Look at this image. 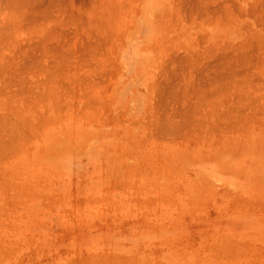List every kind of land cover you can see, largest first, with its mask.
Masks as SVG:
<instances>
[{
    "label": "rangeland",
    "instance_id": "374dc122",
    "mask_svg": "<svg viewBox=\"0 0 264 264\" xmlns=\"http://www.w3.org/2000/svg\"><path fill=\"white\" fill-rule=\"evenodd\" d=\"M193 1L197 0H153L161 16L155 13L148 23L133 15L118 31L122 45L120 38L112 36L111 42L116 45L109 40L115 48L109 44L110 51L102 42L99 52L98 43L92 44L95 37L90 38L95 55H99L97 50L103 52L100 63L85 57L93 52L87 43L83 42L88 48L80 43L85 37L77 40L83 36L76 35L77 26L81 29L86 18L82 11L88 7V0H62L53 4L56 8L32 3L34 10L30 7L29 11L37 10L38 14L27 13L26 26L34 20L36 24H30L34 32L39 20L43 25L48 17L54 21L59 14V19L55 17L58 22L62 24L66 19L65 26L62 24L64 33L57 20V26H52V20L44 26L53 28L52 36L60 38L65 47L66 40L75 41L76 35L77 48L68 43L74 50L66 47L64 52L70 66L66 61L67 67L59 69L57 64L53 70L52 61H47L49 52H41V44L33 39L39 46L31 47L34 51L31 49L28 61L32 64L25 68V73H30L26 75L22 66L10 63L11 72L6 71L5 76L9 80L12 76V82L6 80L9 88L5 90L6 81L0 84V100L5 102L0 106V264H264V58L258 62V53L251 49V59L257 61L251 63L253 68L248 66V56L250 61H233V66L243 64L232 70L231 79L237 85L222 84L219 93L206 89V79L201 77L203 65L211 59L208 54L222 51L217 44L232 41L235 49H226L227 54L237 58L244 54V47L236 45L244 33V23H250L248 41L264 42V0L256 2L257 9L252 10L256 13L243 12H249V17L242 16L239 8L246 0H199L203 8L191 5ZM224 3L229 4L226 9H232L233 19L242 18L239 25L226 23L224 10L215 13ZM62 7L74 16L75 32L73 19L66 18ZM189 8L201 14L190 16L193 11ZM205 12L212 22L216 20L214 24L206 21L209 17ZM80 14L83 22L79 26ZM16 18L3 25L7 33L2 36L10 41V34L15 36L22 28L19 17L15 20L18 22L13 20ZM51 42L48 49L60 52L61 43L57 48L50 47ZM80 47L90 54L86 50L84 55L80 53ZM35 49H40L43 60L51 62L40 63ZM11 50H5L3 56L18 54L16 48ZM107 56H113V61L108 59L111 66ZM40 64L42 71L44 65H49L44 72L54 78L39 74L41 78L36 79ZM116 64L121 66L119 70ZM2 71L1 76L5 73ZM89 90H96L102 97L96 98ZM211 112L218 115L220 126L216 124L209 131L207 119ZM225 116L229 119H221ZM224 123L232 126L233 133L227 132ZM167 129H174L175 134Z\"/></svg>",
    "mask_w": 264,
    "mask_h": 264
},
{
    "label": "bare ground",
    "instance_id": "6f19581e",
    "mask_svg": "<svg viewBox=\"0 0 264 264\" xmlns=\"http://www.w3.org/2000/svg\"><path fill=\"white\" fill-rule=\"evenodd\" d=\"M10 3H9V2ZM6 0V3L8 2V4H6V3H4V2H2L1 0H0V8H1V10H0V46H1V48H3V49H1L0 51H2L1 52V54H0V65H3L2 67H0V70L4 73V75L3 76H1L2 74L0 73V76H1V79H0V84H3L4 85V83H5V81L6 80H8V83L12 80L11 79V77H10V80H9V78L8 77H6L5 75H8L7 73H6V71L7 72H9L10 71V68L8 67L9 66V64L10 63H15L16 62V67H17V65L19 64L20 66H22V68H20V69H22V71L25 73V68L26 69H28L30 66H31V64H32V61L31 62H29L28 60H29V53L31 52V49L34 47V48H36L37 46H39V45H36L38 42L41 44V46H39V47H41L40 49H42L41 50V52L42 51H44V53L45 54H47L48 52V54H47V61H49V59L52 61H50L49 63H50V65L52 66L53 65V67H52V69L54 70V67H55V65L57 66V64H58V67H59V69H60V67L62 66V65H65V63H66V61H67V65H69L68 64V60H69V57L66 55V57H65V54H64V52H66V47H67V50H69V51H71V49L73 50V48L71 47L70 49H69V45H68V43L69 44H72V46L74 47L75 45H76V41L77 40H83V39H81V38H84L85 37V39L83 40V41H79L80 43H82V45H86V44H83V42L84 43H87L88 45H89V43H91V41H93V40H91L90 38H94V39H96V40H94L93 42H92V44H94V42L97 44L98 43V45L96 46L97 47V49L99 50V52H101L100 50H102V49H100V45H102L103 43L102 42H104V45H105V47H106V49H107V51H110L109 49V40H110V42L113 40L112 39V36L115 38V37H117V35L119 36L120 35V31H122V29H124V26H125V24L126 23H128V22H130L129 21V19L134 15V17H136V16H141L142 18H145V19H147L148 20V23H150L149 21V17H151V16H153V15H155V13H158V14H156L157 15V17H159V16H161V13H160V15H159V12L158 11H156V10H160L159 9V7H157L156 6V3L157 2H153V0H88V7H87V5L85 6V7H87L86 9L85 8H83L84 9V11H82L83 13V16L84 17H86V18H84V22L82 21L83 20V18H81L80 16H82L81 14L79 15V17L81 18L80 20H79V18H78V20L77 21H79L80 23L78 24L79 26H80V24H81V22H83V24H82V26H81V29L77 26V28H76V35H77V37H78V35H80V34H82V36L83 37H78V39H77V37H75L76 35H73V37L75 38V41H71L70 40V42H68L67 43V40H66V47L65 46H63L62 45V43L61 42H59V39L57 38V37H55L54 35V32H52L51 30H53V31H55L53 28L49 31L48 29H46V27L44 26L47 22L46 21H51L52 20V17L50 16V17H48V15H47V13H45L46 15H47V17L49 18V19H47L44 23H43V25H42V20H39V22L41 23H39V25L41 26H39V25H36V27H35V25H34V28H35V30H34V32L32 31V30H30V24L31 23H33L34 22V20L32 21L31 19L32 18H34V17H31V23L28 25V26H26V24L25 23H27V22H25V21H27V13H29L30 11H31V14H33L34 16L36 15L35 13H37L36 11L37 10H35L34 12H33V10H34V8H32V3H36V2H40V3H42V4H44V3H46V4H48V6H52V7H54V3H57V2H60V1H62V0ZM197 1H198V3H197ZM196 2L195 1H193L192 3H191V5H200L199 7L200 8H203L202 6V2L201 1H199V0H197ZM258 0H254L253 2L251 1V2H249L248 0H246L245 2H243L242 3V5L243 6H241V7H239L240 5H238V7L242 10V13L243 12H245V11H249L250 10V12H251V14H253V13H256V12H253L252 10L255 8V9H257V5H256V2H257ZM260 2H261V0H259ZM238 2V1H237ZM12 3V4H11ZM258 3V2H257ZM2 4V5H1ZM7 6V7H2V6ZM30 4H31V6H30ZM179 4V3H178ZM238 4H239V2H238ZM10 5H11V7H10ZM180 5H182V4H180ZM60 6V5H59ZM154 6V7H153ZM9 7V8H8ZM32 8L33 10H30L29 11V8ZM51 7V8H52ZM156 7H157V9H156ZM195 7V6H194ZM197 7V9H198V6H196ZM220 7V8H219ZM229 7V4L227 3V4H221L220 6H218V10L217 11H215V13L216 12H218V14H219V12L221 13V11H223L224 10V12L223 13H225L224 15V17L227 19H225L226 20V23H228V22H230V23H233V24H236V26L237 25H239L240 24V21H242V18L240 19V20H237V17L235 18L234 17V19L232 18V15H233V13H232V9L230 10V8L229 9H226V8H228ZM2 8H4V9H7L8 11H5L4 9H2ZM47 8H49V7H47ZM54 8H56V7H54ZM53 8V9H54ZM63 9L65 8V7H62ZM72 8V7H71ZM192 8V7H191ZM213 8V7H212ZM217 8V7H216ZM58 9H59V7H58ZM67 8H65L64 9V11L66 10ZM80 9V8H79ZM192 9H194V8H192ZM192 9H190L189 8V10L191 11ZM197 9L195 10V13H197L196 11H197ZM2 10H4V11H2ZM39 10H40V8H39ZM62 10V9H61ZM71 10V9H70ZM199 10V9H198ZM214 10V9H213ZM216 10V9H215ZM45 11V10H44ZM44 11H42V12H44ZM47 11V10H46ZM56 11V10H55ZM59 11H60V9H59ZM68 11V10H67ZM80 11V10H79ZM190 11H188V12H190ZM193 11V10H192ZM191 11V12H192ZM200 11V10H199ZM201 11H203L202 9H201ZM256 11V10H255ZM62 12V11H61ZM66 12V11H65ZM65 12H63L64 14H66V18H71V19H73L71 22H72V25L74 26V28H73V31L75 30V18H73L74 16L73 15H71V11H69L70 13V15H68L67 14V12L65 13ZM81 12V11H80ZM80 12H78L77 14H79ZM86 12V13H85ZM207 12V11H206ZM206 12H205V14H206ZM253 12V13H252ZM264 12V11H263ZM193 13H194V11L192 12V14L190 15V13H188L190 16H194L193 15ZM194 13V14H195ZM209 13H211V15H213V13L214 12H210L209 11ZM215 13H214V15H215ZM232 15H231V14ZM258 13L260 14L261 13V11H259L258 10ZM257 13V15L259 16V14ZM30 14V15H31ZM38 14V13H37ZM44 14V15H45ZM88 16H86V15ZM201 14V13H200ZM199 14V15H200ZM208 14V13H207ZM206 14V15H207ZM217 14V13H216ZM244 14L245 13H243V15L242 16H244ZM247 15H248V17H249V12L248 13H246ZM245 14V15H246ZM51 15V14H50ZM156 15H155V17H156ZM195 15H197V14H195ZM199 15H197V16H199ZM210 15V16H211ZM256 15V14H255ZM254 15V16H255ZM73 16V17H72ZM165 15H163L162 17H164ZM209 18L207 19V17H205L207 20V22L208 23H210V21L213 19V18H211V20H210V16L209 15H207ZM241 16V17H242ZM250 16H252V15H250ZM262 16V15H261ZM260 16V17H261ZM15 18V17H19V22H20V24H21V27L22 28H20V32H19V34H16L15 36H13V34H10L13 38L11 39V41L8 39V37L5 39V37H3L2 36V34L3 33H7V32H4L3 30H4V28H3V25L5 24V23H7L8 21H9V19L11 20V18ZM56 18H57V16H55ZM55 17H53V19H55L54 21L52 20L51 22L53 23L52 24V26L56 23V24H58L59 23V25H58V27L60 28V27H62V24L64 23V20H66V19H64V17H63V19H61V20H59V21H62V24H61V22H58V20L57 19H59V14H58V18L56 19ZM61 17V16H60ZM195 17V16H194ZM194 17H191L190 19H192L191 21H193L194 19ZM17 18L16 19H13L14 21L15 20H17ZM51 18V19H50ZM197 18V17H196ZM258 18V17H257ZM264 18V16H262V20H264L263 19ZM88 20L87 22L85 21V20ZM158 19H160V18H158ZM244 19V18H243ZM258 19H260V18H258ZM258 19H256L255 21H257ZM12 20V21H13ZM57 20V21H56ZM225 20H223V21H225ZM245 20V22H247L246 21V19H244ZM261 20V21H262ZM28 21H29V19H28ZM56 21V22H55ZM126 21H128V22H126ZM158 21H160V20H158ZM15 22H18V21H15ZM25 22V23H24ZM55 22V23H54ZM212 22V21H211ZM214 22H216V20H214L213 22H212V24H214ZM217 22H218V19H217ZM259 21H257V23H258ZM35 23V22H34ZM148 23H147V25H148ZM225 23V22H224ZM223 23V24H224ZM260 23V22H259ZM258 23V24H259ZM264 23V21L261 23V24H263ZM36 24V23H35ZM55 24V25H56ZM245 25L244 26H242V28H243V30H244V33L242 32V36H241V40H240V42H236L237 44L236 45H241L242 47H244V54H240V56H238V58L234 55V57L233 56H229L228 54H227V51H226V49H230L231 47H233L234 49H235V45H234V43H232V41L230 42V43H225V42H223L222 44H217V46H216V48L217 47H219L220 46V50L222 49V51L220 52V54H218L217 52H215V53H211V54H208V56H209V58H211L210 60H208V62L206 63V64H204L203 65V67H202V72H201V77L205 80H208V83L209 84H207V81L205 80V82H206V85H208V88H206V89H209L211 92H214V94H215V92H217V91H219L218 90V86H219V89H220V86H222V84H223V86L224 85H226V86H229L230 84H231V86H236L237 84H236V81L234 80V78L233 79H231L232 78V76H234L233 74H234V72L236 71V69L235 68H240V66L241 65H243V64H239L238 66L237 65H234L233 66V61L234 62H236V64H238L239 62H243V61H248L249 59H251V56H252V54H253V52L255 51L256 52V54L258 53V55H257V58H256V60H258V62L261 60L260 59V57L261 58H264V56L262 57V55L264 54L263 53V51H264V48H262V47H264V42L263 43H261V41H263V40H261L260 41V39L259 40H257L258 42H256L255 40V42H251V41H248V38L246 37V34H247V30L249 29L248 27L250 26L248 23H244ZM256 24V23H255ZM25 25V26H24ZM123 25V26H122ZM219 26L221 25L220 24V22H219V24H218ZM249 25V26H248ZM43 26V27H42ZM57 26V25H56ZM63 26H65V23L63 24ZM130 26V25H129ZM144 26V25H143ZM216 26V25H215ZM231 26V25H230ZM248 26V27H247ZM257 26V25H256ZM38 27L40 28V29H38ZM57 27V28H58ZM126 27V26H125ZM231 27H233V25L231 26ZM28 28V29H27ZM122 28V29H121ZM217 28V27H216ZM236 28V27H235ZM235 28H233V29H235ZM239 28V27H238ZM6 29H8V28H6ZM37 29V30H36ZM63 29V27L61 28V30ZM78 29V30H77ZM119 29H121L120 31H119ZM250 29H252L253 30V28L252 27H250ZM30 30V31H29ZM63 30H65V29H63ZM62 30V31H63ZM215 30V29H214ZM230 30V29H229ZM13 31V30H12ZM17 30H15V32H16ZM32 31V32H31ZM59 33H60V29L59 30H57ZM61 31V33H64V31L62 32ZM119 31V32H118ZM212 31V30H211ZM254 31V30H253ZM8 32L10 33V30H8ZM51 32H52V34H54L53 36H52V34H51ZM67 32V31H66ZM69 32V31H68ZM75 32V31H74ZM73 32V33H74ZM116 32H118V33H116ZM214 32V31H213ZM252 32V31H251ZM257 32V31H256ZM11 33H13V32H11ZM60 33V34H61ZM236 33V32H235ZM258 33V32H257ZM229 34V33H228ZM227 34V35H228ZM5 35V34H4ZM7 35V34H6ZM21 35L23 36L22 37V40L20 41L19 40V37H21ZM72 35V34H71ZM70 35V36H71ZM252 35V34H251ZM251 35H250V37H251ZM257 34H255V36H256ZM261 35V34H260ZM264 35V34H263ZM10 36V37H11ZM225 36V35H224ZM258 36V35H257ZM9 37V38H10ZM110 37V38H109ZM249 37V38H250ZM73 38V39H74ZM87 38H89V40H88V42H85L86 41V39ZM117 38H120V44H121V42H122V38H121V36L120 37H117ZM116 38V39H117ZM227 38V37H226ZM236 38H239L240 39V37H237L236 36ZM252 38H254L253 37V35H252ZM256 38V37H255ZM258 38V37H257ZM263 38V37H262ZM33 39H34V41L36 42V40L38 41V42H36V44L34 43V41H33ZM69 39V38H68ZM71 39V38H70ZM77 39V40H76ZM229 39V38H228ZM228 39H226V41L228 42ZM234 39V38H233ZM51 40H53V43L51 42ZM253 40V39H252ZM18 41H20L21 43H18ZM61 41V40H60ZM105 41H106V43H105ZM118 41V40H117ZM152 41H153V39H152ZM23 42V43H22ZM52 43L51 44V46L50 47H53V46H57V48L59 47L58 45H60V43H61V45L63 46H61L60 48L61 49H58V50H60V52L59 51H55L56 49L55 48H52L53 50H54V52L50 49H48V45H49V43ZM57 42V43H56ZM107 42H108V44H107ZM248 42H250V43H248ZM55 43H56V45H55ZM59 43V44H58ZM131 43H134V41L132 42L131 41ZM153 44H154V41L152 42ZM22 44V45H21ZM33 44H35V45H33ZM64 44V43H63ZM111 44H112V42H111ZM110 44V45H111ZM113 44H114V42H113ZM112 44V45H113ZM21 47H20V46ZM31 45H33V46H31ZM78 45V44H77ZM88 45H86V47L88 48ZM111 45V48L113 47ZM115 45L116 44H114V47H115ZM122 45V44H121ZM151 45V44H150ZM219 45V46H218ZM238 45V46H239ZM81 46V45H80ZM90 47L88 48L89 50H90V53H92L93 51H92V49H96L94 46L92 47L91 45H89ZM100 46V47H99ZM151 46H153V45H151ZM214 46V47H215ZM32 47V48H31ZM65 47V48H64ZM76 47V46H75ZM99 47V48H98ZM104 46H102V48H103ZM124 47V46H123ZM154 47V46H153ZM17 49V53L18 54H14V55H16L15 57H19L18 58V60L15 58V57H13L12 55L10 56H6V57H4L3 56V54H4V51L5 50H13V49ZM77 48V47H76ZM81 48V47H80ZM86 48V49H87ZM92 48V49H91ZM263 49V51H262V49ZM5 49V50H4ZM40 49L37 51L36 49V51L37 52H39V54L35 51V53H37L40 57H41V55H42V53H40ZM62 49H64V51L62 50ZM81 49L83 50V51H81ZM80 49V53H82L83 52V55H84V53H85V48L84 47H82ZM112 49H115V48H112ZM149 49H150V47H149ZM232 49V48H231ZM241 49V48H240ZM243 49V48H242ZM250 49V50H249ZM251 49H252V51H251ZM261 49V50H260ZM4 50V51H3ZM11 50V51H12ZM33 51H34V49H32ZM49 50V51H48ZM77 50V49H76ZM89 50H88V52H89ZM98 50H97V52H96V54H99V55H101L100 53H98ZM131 50V49H130ZM129 50V51H130ZM154 50V49H153ZM207 50H208V48H207ZM249 50V51H248ZM260 50V51H259ZM16 51V50H15ZM14 51V52H15ZM32 51V53H34ZM62 51V52H61ZM68 51V52H69ZM74 51V50H73ZM78 51V50H77ZM76 51V52H77ZM96 51V50H95ZM94 51V52H95ZM105 52H107L106 50H104ZM216 51V50H215ZM231 51V50H230ZM13 52V51H12ZM52 54H51V53ZM72 52V51H71ZM87 52V50H86V53H88ZM92 53L91 55H85V57H89V59L90 58H95V59H90V60H96V61H99V63H100V61L101 60H103V58H100L99 57V55H95V53ZM131 52V54H132V50L130 51ZM130 52H128L129 54H130ZM262 53V54H260L259 55V53ZM20 53V54H19ZM61 53V54H60ZM78 53V52H77ZM90 53H88V54H90ZM191 53V52H190ZM6 54V53H5ZM50 54L52 55L51 56V58L49 57L50 56ZM71 54V53H70ZM251 54V55H250ZM19 55V56H18ZM82 55V56H83ZM104 55V54H103ZM113 55V54H112ZM146 55H149V54H146ZM145 55V56H146ZM28 57V59H26L27 57ZM54 56V57H53ZM57 58H56V57ZM70 56V55H69ZM106 56V55H105ZM116 56V58H117V54L115 55ZM150 56V55H149ZM247 56H248V58L249 59H246L247 58ZM26 57V58H25ZM43 57V56H42ZM41 57V58H42ZM46 57V56H45ZM72 57V56H71ZM85 57H83V59H86ZM99 57V58H98ZM108 57H110V58H108ZM31 58V57H30ZM34 58V57H33ZM36 58L37 57H35V60H36ZM39 58V57H38ZM41 58H39V62H40V60H41V62L42 61H46V58H44V60H43V58L41 59ZM61 58V59H60ZM63 58H65L64 60H65V62H63L64 60H63ZM74 58V57H73ZM79 59H82V58H80V56L78 57ZM97 58L98 59H100V60H97ZM112 58H113V56H112ZM111 58V56H107V62L109 63V61H108V59L109 60H111L112 59ZM27 60L30 64H28L27 65V63L25 64L24 63V60ZM53 59H55V60H53ZM75 59V58H74ZM105 59V58H104ZM132 59V58H131ZM17 60V61H16ZM31 60V59H30ZM59 61V63H56V62H58ZM60 60H62V61H60ZM71 60H72V58H71ZM106 60V59H105ZM114 60H115V58H114ZM241 60V61H240ZM38 61V60H37ZM46 61V62H47ZM83 61H85V60H83ZM112 61H113V59H112ZM115 61H118V58L115 60ZM131 61V60H130ZM129 61V62H130ZM182 61V60H181ZM239 61V62H238ZM250 61V60H249ZM3 62H5L6 64H4ZM18 62H20V63H18ZM40 62V63H41ZM61 62V63H60ZM71 62V61H70ZM127 62V61H126ZM129 62H127V63H129ZM253 62V63H252ZM254 62L256 63L257 61H253L252 59H251V61L247 64L248 66H251V68H253V66H255V65H251V63L252 64H254ZM48 63V62H47ZM46 63V64H47ZM48 63V64H49ZM84 63V62H83ZM87 63V62H86ZM95 63V62H94ZM102 63V62H101ZM116 63H118V64H120L119 62H116ZM247 63V62H246ZM245 63V64H246ZM261 63V62H260ZM105 64V63H104ZM111 63H109V65L108 66H111L110 65ZM118 64H116L117 65V67H115L116 65H113L116 69L118 68V70H119V67H121V66H119ZM185 64V63H184ZM200 64V63H199ZM18 65V66H19ZM67 65H65L66 67H67ZM14 67H15V64L13 65ZM33 66V65H32ZM40 66H41V64H40ZM45 66L46 65H44V68H45ZM49 65H47L46 67H48ZM70 66V65H69ZM68 66V67H69ZM72 66H75V64L74 65H72ZM103 66H105V65H103ZM119 66V67H118ZM200 66V65H199ZM235 66H237V67H235ZM247 66V67H248ZM6 67H7V69H6ZM11 67V66H10ZM50 67V66H49ZM91 67V66H90ZM92 67H93V65H92ZM101 67V66H100ZM100 67H98L99 69H100ZM233 67H235L234 68V70H233ZM242 67V66H241ZM257 67V66H256ZM255 67V68H256ZM9 68V69H8ZM18 68V67H17ZM42 68V66L41 67H38V69L40 70ZM44 68H43V71H42V69L40 70V71H38V69H37V72L34 74V75H32V76H34L36 79L37 78H39L41 75H39V74H44V76H46L48 73H46L47 71H46V69L44 70ZM84 68V67H83ZM97 68V67H96ZM97 68V69H98ZM102 68V67H101ZM105 68L106 69H109V68H107L106 66H105ZM172 68H173V66H172ZM19 69V70H20ZM35 69V68H34ZM58 69V70H59ZM88 70H89V68H87ZM92 69V68H91ZM104 69V68H103ZM105 69V70H106ZM110 69H111V67H110ZM244 69V68H243ZM258 69V68H257ZM18 70V71H19ZM50 70L51 69H49V72H50ZM57 70V69H56ZM234 72H233V71ZM250 70V69H249ZM16 71V70H15ZM21 71V70H20ZM27 71H30V70H27ZM44 71H46V72H44ZM73 71V70H72ZM102 71V70H101ZM107 71H109V70H107ZM115 71V70H114ZM11 72V71H10ZM14 72V71H13ZM35 72V71H34ZM41 72H43V73H41ZM65 72H67V70L65 71ZM83 72V71H82ZM96 72V71H95ZM182 72V71H181ZM232 72H233V74H232ZM15 73V72H14ZM28 73H30V72H27V74ZM68 73L70 74L71 72H69L68 71ZM73 73V72H72ZM80 73V72H79ZM88 73V72H87ZM103 73V72H102ZM111 73H113V71L111 72ZM123 73V72H122ZM248 73V72H247ZM26 74V73H25ZM26 74V75H27ZM50 74V76L52 75L51 73H49ZM48 74V75H49ZM55 74V73H54ZM69 74H68V76H69ZM74 74V73H73ZM95 74V73H94ZM108 74H109V72H108ZM115 74H119V72L118 71H116V73ZM190 74H191V72H190ZM231 74H232V76H231ZM263 74H264V69H263ZM11 75H13V74H11ZM15 75V74H14ZM56 75H58V74H56ZM66 75H67V73H66ZM76 75V74H75ZM85 75V74H84ZM88 75V74H87ZM98 75H100V74H98ZM110 75V74H109ZM111 75H113V74H111ZM254 75V74H253ZM55 76V75H54ZM54 76H51V77H53L54 78ZM72 76V75H71ZM91 76V75H90ZM101 76V75H100ZM183 76V75H182ZM190 76V75H189ZM236 76H238V75H236ZM255 76V75H254ZM16 77V76H15ZM28 77V76H27ZM82 77H84V76H82ZM88 77V76H87ZM162 77H164V76H162ZM194 77V76H193ZM19 78V77H18ZM41 78V77H40ZM76 78V77H75ZM91 78V77H90ZM109 78V77H108ZM111 78V77H110ZM2 79H5V80H2ZM17 79V78H16ZM20 79V78H19ZM18 79V80H19ZM46 79V78H45ZM50 78H48V80H49ZM87 79V78H86ZM92 79V78H91ZM90 79V80H91ZM184 79V78H183ZM17 80V81H18ZM28 80V79H27ZM51 80H52V78H51ZM51 80H49L50 82H51ZM68 80H69V78H68ZM88 80V79H87ZM230 80V82H227V81H229ZM234 80V81H233ZM14 81H15V79H14ZM30 81V80H29ZM37 82L39 81L40 82V80H36ZM46 81V83H48L49 84V82H47V80H45ZM53 81V80H52ZM79 81H80V79H79ZM86 81V80H85ZM92 81V80H91ZM94 81V80H93ZM160 81V80H159ZM177 81V80H176ZM226 81V82H225ZM12 82V81H11ZM10 82V83H11ZM21 82H23V80L21 81ZM31 82V81H30ZM43 82V81H42ZM41 82V83H42ZM74 82V81H73ZM81 82V81H80ZM96 82V81H95ZM108 82H109V80H108ZM225 82V83H224ZM233 82V83H232ZM14 83V82H13ZM16 83V82H15ZM14 83V84H15ZM90 83V82H89ZM5 84H7V81H6V83ZM52 84V83H51ZM84 84V83H83ZM86 84H88V83H86ZM91 84V83H90ZM90 84H88V85H90ZM102 84V83H101ZM241 84V83H240ZM2 85V86H3ZM9 84H7L6 86L7 87H4V88H2V89H4L5 90V88L7 89V88H9V86H8ZM12 84H10V86H11ZM31 84H29V86H30ZM36 85H38V84H36ZM69 85H70V83H69ZM72 85V84H71ZM109 85V84H108ZM16 86V85H15ZM32 86V85H31ZM35 86V85H34ZM53 86V85H52ZM83 86H86V85H83ZM91 86V85H90ZM90 86H88V88L90 87ZM241 86V85H240ZM264 86V85H263ZM12 87V86H11ZM39 87V86H38ZM82 87V86H81ZM80 87V88H81ZM93 87V86H92ZM97 87H98V85H97ZM110 87V86H109ZM149 87H151L150 85H149ZM148 87V88H149ZM185 87H187V86H185ZM241 87H243V86H241ZM31 88H33V87H31ZM100 88V87H99ZM111 88V87H110ZM227 88H229V87H227ZM248 88V87H247ZM13 89V88H12ZM19 89V88H18ZM82 89V88H81ZM80 89V90H81ZM92 89V88H91ZM97 89V88H96ZM101 90H102V88H100ZM153 89H154V87H153ZM187 89V88H186ZM232 89H234V87H232ZM1 90V89H0ZM3 90V91H4ZM11 90V89H10ZM20 90V89H19ZM30 90V89H29ZM64 90H66V89H64ZM98 90V89H97ZM107 90V89H106ZM148 90H150V89H148ZM250 90L252 91V88L250 87ZM254 90V89H253ZM16 91V90H15ZM41 91V90H40ZM58 91V90H57ZM67 91V90H66ZM82 91V90H81ZM86 91V90H85ZM88 91V90H87ZM92 91H94V89L92 90ZM110 91V90H109ZM156 91V90H155ZM229 91V90H228ZM232 93H233V90H230ZM245 91V90H244ZM5 92V91H4ZM8 92H9V90H8ZM7 92V93H8ZM33 92V91H32ZM45 92V91H44ZM53 93V89H52V91H50V93ZM89 92H91L90 90H89ZM95 92H97L96 90H95ZM95 92H91L92 94H96ZM240 92V91H239ZM263 92V91H262ZM6 93V92H5ZM16 93H17V91H16ZM57 93V92H56ZM60 93V92H59ZM58 93V94H59ZM81 93H83V92H81ZM90 93V95H92ZM99 93H101V92H99ZM217 93H219V92H217ZM235 93V92H234ZM257 93H259L258 91L256 92V94ZM13 94V93H12ZM18 94V93H17ZM34 94H35V91H34ZM37 94H39V91H38V93ZM44 94V93H43ZM49 94V93H48ZM70 94V93H69ZM87 94V93H86ZM98 94V93H97ZM95 95L96 96V98H98L99 96H101L102 97V95L101 94H99V95ZM246 94V93H245ZM248 94V93H247ZM28 95H29V93H28ZM36 95V94H35ZM40 95V94H39ZM64 95V94H63ZM71 95V94H70ZM85 94H83V96H84ZM89 95V96H90ZM111 95V94H110ZM186 95V94H185ZM254 95V94H253ZM260 95V94H259ZM21 96V95H20ZM38 96V95H37ZM54 96V95H53ZM94 96V97H95ZM105 96H106V94H105ZM108 96V95H107ZM248 96V95H247ZM0 97H2V95L0 96ZM3 97H5V96H3ZM44 97V96H43ZM104 97V96H103ZM262 97V96H261ZM14 98V97H13ZM12 98V99H13ZM47 98V97H46ZM49 98V97H48ZM72 98V97H71ZM90 98V97H89ZM214 98H215V96H214ZM229 98V97H228ZM258 98V97H257ZM18 99V98H17ZM53 99V98H52ZM73 99V98H72ZM107 99H108V97H107ZM111 99H113V98H111ZM111 99H109V101L111 100ZM230 99V98H229ZM249 99V98H248ZM255 99V98H254ZM8 100V99H7ZM11 100V99H10ZM10 100H9V102H10ZM95 100V99H94ZM97 100V99H96ZM95 100V101H96ZM104 100H105V98H104ZM228 100V99H227ZM226 100V101H227ZM4 101V100H3ZM2 100H0V106H2V102H3ZM46 101V100H45ZM93 101V100H92ZM94 101V102H95ZM99 101V100H98ZM229 101V100H228ZM245 101V100H244ZM248 101V100H247ZM44 102V101H43ZM56 102V101H55ZM59 102V101H58ZM78 102V101H77ZM4 103V105H5V102H3ZM16 103H17V101H16ZM251 103H252V101H251ZM217 104V103H216ZM226 104V103H225ZM12 105V104H11ZM18 105V104H17ZM8 106V105H7ZM19 106V105H18ZM225 106V105H224ZM231 106V105H230ZM249 106V105H248ZM247 106V107H248ZM256 106V105H255ZM255 106H252V108L253 107H255ZM9 107H10V105H9ZM2 108V107H1ZM8 108V107H7ZM89 108V107H88ZM205 108V107H204ZM207 108V107H206ZM205 108V109H206ZM231 108V107H230ZM259 108V107H258ZM20 109H21V107H20ZM218 109V108H217ZM228 109V108H227ZM255 109V108H254ZM5 110V109H4ZM11 110H12V108H11ZM212 110V109H211ZM220 110V109H219ZM8 111H9V109H8ZM7 111V112H8ZM21 111V110H20ZM206 111H207V109H206ZM209 111V110H208ZM221 111H223V110H221ZM232 111V110H231ZM10 112V111H9ZM216 111H214V113H215ZM219 112V111H218ZM11 113H14V111L13 112H11ZM16 113V112H15ZM214 113H209V117H208V115H206L207 117H208V119H207V123H209V128H208V130L209 131H211L210 129H213V128H216V124L217 125H219L220 123H219V121L217 122V118H218V115L217 114H214ZM17 114V113H16ZM93 114V113H92ZM208 114V113H207ZM220 114H221V112H220ZM243 114V113H242ZM251 114V113H250ZM7 115V114H6ZM5 115V116H6ZM199 115V114H198ZM226 115V114H225ZM247 115V114H246ZM255 115V114H254ZM264 115V114H263ZM4 116V117H5ZM230 116V115H229ZM229 116H228V118L226 117V118H221V119H229ZM244 116L245 115H243L242 116V118H244ZM257 116V115H256ZM219 117H221V116H219ZM239 117V116H238ZM249 117H250V115H249ZM99 118V117H98ZM216 118V122L215 121H213L212 122V120L213 119H215ZM7 119V118H6ZM239 119V118H238ZM218 120H220V119H218ZM51 122V121H50ZM221 122V121H220ZM225 122V121H224ZM12 123V122H11ZM219 123V124H218ZM223 123V122H222ZM226 123V122H225ZM224 123V124H225ZM8 125V124H7ZM204 125V124H203ZM226 125V124H225ZM232 125V124H231ZM3 126V125H2ZM5 126V125H4ZM3 126V128L4 129H6V127H4ZM205 126V125H204ZM220 126V125H219ZM222 126V125H221ZM241 126V125H240ZM259 126V125H258ZM8 127V126H7ZM9 127H10V125H9ZM189 127V126H188ZM247 127V126H246ZM225 128H226V130H227V132L228 133H233V130H232V126H230L229 124L228 125H226L225 126ZM228 128V129H227ZM230 128V129H229ZM0 129H1V127H0ZM9 129V128H8ZM7 129V130H8ZM165 129V128H164ZM6 130V131H7ZM174 129H167V131L168 132H173L174 134H175V130L173 131ZM246 130H247V128H246ZM260 130H261V128H260ZM167 131H165V133L167 132ZM167 132V133H168ZM241 132V131H240ZM245 132V131H244ZM2 133V132H1ZM198 133V132H197ZM235 133V132H234ZM7 134V133H6ZM191 134V133H190ZM211 134V133H210ZM246 134V133H245ZM172 134L170 133V136H171ZM216 136V135H215ZM244 136V135H243ZM172 137H174V136H172ZM188 137V136H187ZM208 137H209V135H208ZM256 137V136H255ZM3 138V137H2ZM186 138V137H185ZM191 138V137H190ZM206 138V137H205ZM8 139V138H7ZM11 139V138H10ZM2 140V139H1ZM0 140V141H1ZM173 140H175V139H173ZM177 140V139H176ZM175 140V142L177 143V141ZM208 140V139H207ZM263 141V140H262ZM162 142V141H161ZM219 143V142H218ZM218 143H216V144H214V145H218ZM1 144V143H0ZM154 144V143H153ZM159 144V143H158ZM174 145V144H173ZM213 146V145H212ZM155 147V146H154ZM194 147V146H193ZM196 147V146H195ZM211 147V146H210ZM164 149V148H163ZM156 150V149H155ZM157 151V150H156ZM18 153V152H17ZM153 153V152H152ZM150 154V153H149ZM148 156V155H147ZM161 162V161H160ZM155 164V163H154ZM133 174V173H132ZM134 188V187H133ZM106 189H108V188H106ZM253 192V191H252ZM254 193V192H253ZM190 197V196H189ZM185 200V199H184ZM192 200V199H191ZM242 204V203H241ZM232 240V239H231ZM226 252V251H225ZM232 254V253H231ZM138 260H140V259H138ZM216 261V260H215Z\"/></svg>",
    "mask_w": 264,
    "mask_h": 264
}]
</instances>
